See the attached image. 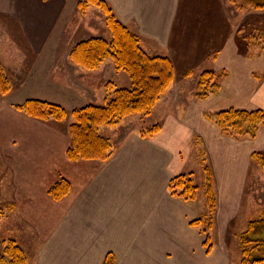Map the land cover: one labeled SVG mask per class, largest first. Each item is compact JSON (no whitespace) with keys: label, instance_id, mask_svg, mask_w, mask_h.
<instances>
[{"label":"crops","instance_id":"obj_1","mask_svg":"<svg viewBox=\"0 0 264 264\" xmlns=\"http://www.w3.org/2000/svg\"><path fill=\"white\" fill-rule=\"evenodd\" d=\"M106 1L140 37L146 52L173 61L175 81L154 108L152 124L161 130L152 137L127 126L113 130L115 151L102 162L68 159L72 115L43 122L17 106L42 100L70 113L104 105L106 83L129 87L128 75L111 60L95 71L69 60L60 36L55 39L45 29L65 17L64 0H21L18 7L1 0L0 12L12 10L19 17L37 57L24 77L18 75L11 92L0 97V189L7 190L15 216L39 236L33 264H105L110 259L114 264H232L239 250L233 217L241 214L252 172L257 179L259 168L263 171L251 156L264 154V129L254 140H235L222 136L204 114L264 110V54L256 52L253 36L246 39L248 52L241 51L243 14L227 0ZM17 52L23 56L19 48ZM206 70L225 73L221 92L204 101L193 99ZM68 71L81 80L93 76V86L72 82L65 76ZM171 90L183 93L175 98ZM104 129L101 134L111 138ZM199 153L207 157L215 181L218 207L211 231ZM181 174H192L199 186L195 200L170 193V181ZM62 179L70 182L71 192L54 201L49 190ZM197 220L202 221L195 224Z\"/></svg>","mask_w":264,"mask_h":264},{"label":"trees","instance_id":"obj_2","mask_svg":"<svg viewBox=\"0 0 264 264\" xmlns=\"http://www.w3.org/2000/svg\"><path fill=\"white\" fill-rule=\"evenodd\" d=\"M232 2L239 12L264 10V0H232ZM79 6L83 12L91 6L103 11L111 39L91 37L81 41L71 50L70 61L84 71H95L105 61L111 60L117 71H123L128 75L131 81L130 87H117L114 82L109 81L105 85L107 101L104 105L89 104L70 113L60 105L42 100H28L18 105L17 109L43 122L64 121L72 115L73 121L69 126L71 144L67 151L68 159L104 162L113 155L115 146L109 138L101 134V128H116L124 119L133 115L150 116L161 97L174 83L175 67L169 57L146 52L141 45L140 37L117 19L106 0H82ZM251 41L256 45L264 43V32L259 36H253ZM224 76V72L203 71L198 77L194 96L199 100H206L218 95L222 89L220 81ZM11 90V80L0 63V97L8 95ZM204 117L213 123L221 134L236 140H254L264 129L263 109L249 111L230 108L215 113H205ZM160 130L161 126L156 124L142 130L140 134L143 137H152ZM199 156H202L201 162L206 176L205 196L208 213L205 220L209 219L208 229L211 231L210 219L217 205L215 181L205 154L199 153ZM251 157L264 169V156L261 153H253ZM169 191L173 196L191 201L197 198L199 187L194 183L192 174H181L170 181ZM70 192V182L62 179L49 190V195L54 201H60ZM200 221L202 220L194 223L198 224ZM206 231L203 230L204 233ZM206 235V244L208 250H211L210 235ZM3 244L0 264H28L24 249L15 240H4ZM253 244L255 246H251ZM241 247L240 264L264 263V218L248 224L246 232L241 237ZM105 264H114V262L110 259Z\"/></svg>","mask_w":264,"mask_h":264},{"label":"rangeland","instance_id":"obj_3","mask_svg":"<svg viewBox=\"0 0 264 264\" xmlns=\"http://www.w3.org/2000/svg\"><path fill=\"white\" fill-rule=\"evenodd\" d=\"M2 1H3L2 2L3 4L5 3L9 4L10 2L11 4H13L12 7H16V6L18 7L19 2H21V0H7V1L2 0ZM43 1H46V0H43ZM64 1L66 2V10L64 11L65 17L64 18L62 17V19L59 18V21L60 19L61 21L60 22L58 21L59 23H57V25H55L54 27H45L46 30L49 29V31H51V34H53V37L55 39H57L58 36H60L59 44L61 46L66 45L65 49L71 52V50L78 43H80L81 41L85 39L91 38V37H103L108 40L111 39V32L109 28L107 27L106 17L101 9L91 6L85 12H83L81 10V7L79 6L82 0H64ZM227 4L234 5L235 7V3H233L232 0H227ZM0 6H1V0H0ZM11 11L7 10L6 12L5 11L0 12V60H1L0 63L5 68V71L8 77L10 78L11 84L13 87L14 81L15 83L16 82L18 83L19 81L18 75L21 74L20 77L21 76L24 77V74L28 71V69H31L30 68L31 65L33 66V64L37 61V57L33 53V48L31 46V43L27 42L28 38H27V35L24 33L23 24H21L19 17L15 13H13L14 11L12 12ZM242 14H243L242 15L243 17L241 18H243V20H242L241 28H243L244 30L242 32L243 35L241 34L240 36L245 40H242V42L240 43L241 45L240 47H241V51L246 53L248 52V47H247L248 44H247L246 39L249 40L250 36H255V35L259 36L261 32H264V13L252 15L251 12L242 11ZM18 48H19V51H21L23 56H20V53L17 52ZM254 48L256 49V52H258L259 55L262 54L263 56L264 43L255 45ZM60 64H61V59H60ZM18 66H21L22 68H24L23 69L24 72ZM65 76H68L69 80H71L74 83L82 82V85L84 84L83 87L86 85L87 87L93 86V76H89V77H86L85 79H82L86 81L88 84H86L84 81L81 80V78H79V75L77 72L68 71L67 73H65ZM190 76L191 75H188L187 77H190ZM56 77H59V76H56ZM196 86H197V83H196ZM196 86L192 92V97L193 99L199 100L194 96V93L196 91ZM170 88L161 97V99L165 95L169 94ZM28 89H32L31 85L28 86ZM104 90L106 91V88ZM172 90H171V95H173V97L175 98L181 96L180 92L183 93L182 91L172 92ZM200 101H204V100H200ZM153 112L148 117H143L141 115L129 116L126 119H124L122 123H120L116 128L105 127L106 130L104 129L105 130L104 135L111 134V138L109 139L112 141L113 144H115L116 137L112 135L113 130L121 131L122 128H125L127 126V128H130V129L132 128H134L135 130L140 129V132H141L142 130L146 128L152 127L154 126V124H152L153 121L154 120L156 121V116L153 118V115L155 114V113L153 114ZM205 113H215V112H205ZM221 135L224 136L223 134ZM262 156H264V154H262ZM197 159L200 162L202 171L204 173V179H205L206 178L205 172H204L205 169H204L203 163L201 162L202 156L197 157ZM252 160L256 162V164L258 165L260 164L256 160L254 159ZM208 166L211 168L209 162H208ZM259 167H261V165H259ZM263 171L260 170L259 168L258 170L259 177L257 179L256 177H254L255 176L254 171L252 172L251 177H249L250 180L248 182V186L245 189V196H244V201H243V205L241 209V214L236 215L237 217L234 216L233 217L234 221L232 219L233 229L239 232L237 235L235 234L234 236L237 242L236 245L238 246L239 250H238L237 258L236 259L233 258L232 264H240V261L242 260L241 237H242V234L246 232L248 224L251 221L260 220L264 218V197H263L264 196V172ZM194 183L197 185L195 180H194ZM5 191L7 190H5L4 188L0 189V252L4 248L3 241L13 239L19 244V246H21L24 249L28 257V264H31V260L33 259L34 256H36L37 249L39 247V243H40L39 236L37 235V232L35 231V229H33V227H30L26 222L22 221L21 219L15 216V213L12 211L13 208H11L12 206H10L9 201L7 197L5 196V193H6ZM215 193H216V190H215ZM248 200H251V201L249 202ZM217 207H218V202L216 205V211L213 214L212 219H210V221L212 220L211 230H213L215 226V221H216L215 216L217 213ZM206 222L208 224L209 219ZM233 229L231 228V230ZM229 237L233 238L232 235H229ZM251 246H255V245L253 244ZM33 263L34 261L32 260V264Z\"/></svg>","mask_w":264,"mask_h":264}]
</instances>
